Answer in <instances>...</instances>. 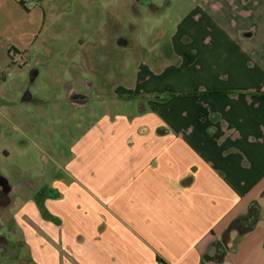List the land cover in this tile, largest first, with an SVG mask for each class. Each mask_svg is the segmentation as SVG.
Masks as SVG:
<instances>
[{
	"label": "crops",
	"instance_id": "obj_1",
	"mask_svg": "<svg viewBox=\"0 0 264 264\" xmlns=\"http://www.w3.org/2000/svg\"><path fill=\"white\" fill-rule=\"evenodd\" d=\"M169 51L138 79L170 94L148 102L146 160L116 191L73 178L0 213V264H264V0H199ZM252 204L253 227L230 230Z\"/></svg>",
	"mask_w": 264,
	"mask_h": 264
},
{
	"label": "rangeland",
	"instance_id": "obj_2",
	"mask_svg": "<svg viewBox=\"0 0 264 264\" xmlns=\"http://www.w3.org/2000/svg\"><path fill=\"white\" fill-rule=\"evenodd\" d=\"M19 1L0 0V175L13 187L8 216L24 197L50 193L54 182L114 177L109 189L116 191L115 179L146 160L154 129L142 127L154 122L148 102L158 88L149 86L152 78L139 88L138 79L145 63L166 65L175 22L199 0ZM116 33L136 46L117 45ZM18 54L22 66L13 63ZM167 77L157 85L168 87ZM72 89L86 102L71 101Z\"/></svg>",
	"mask_w": 264,
	"mask_h": 264
},
{
	"label": "trees",
	"instance_id": "obj_3",
	"mask_svg": "<svg viewBox=\"0 0 264 264\" xmlns=\"http://www.w3.org/2000/svg\"><path fill=\"white\" fill-rule=\"evenodd\" d=\"M21 4H23V1H19ZM189 59L186 60L185 64L189 63ZM159 94V95H158ZM170 94L169 93H158L157 92V96L156 98L158 99H166ZM1 192V191H0ZM10 198L8 197V194H6V196H2L0 193V213H2V215L4 217H6V219L9 217L8 214L6 213L5 208L7 207V205L10 204ZM258 218V209L256 207L255 204H252L247 213L244 215H240L237 216L236 218H234L230 224H229V229L230 230H237L239 231V233H244L245 231L250 230L253 225L255 224L256 220ZM7 240L5 239V237L0 234V245H7ZM219 257V256H218ZM156 264H166V262H164L163 259L158 258L157 259V263Z\"/></svg>",
	"mask_w": 264,
	"mask_h": 264
},
{
	"label": "flooded vegetation",
	"instance_id": "obj_4",
	"mask_svg": "<svg viewBox=\"0 0 264 264\" xmlns=\"http://www.w3.org/2000/svg\"><path fill=\"white\" fill-rule=\"evenodd\" d=\"M132 40L128 39L126 36H124V35H122L120 33H116V34L113 35V41L117 45H122V44H120V42L121 41H125V44L122 45V46H125V47H127V46H134V45L136 46V43H134V42L131 43ZM31 73H32V76H35L36 70L35 69H32ZM26 95L29 96V93L27 92ZM68 98L70 100L74 101V102H77L79 104H83L87 100V95L86 94H82V93L78 92L77 90L72 89L68 93ZM0 177H1V175H0ZM1 181H2V179H0V191H1L0 193H1L2 196H6V194H8V193L4 190L3 187H1Z\"/></svg>",
	"mask_w": 264,
	"mask_h": 264
},
{
	"label": "water",
	"instance_id": "obj_5",
	"mask_svg": "<svg viewBox=\"0 0 264 264\" xmlns=\"http://www.w3.org/2000/svg\"><path fill=\"white\" fill-rule=\"evenodd\" d=\"M120 44L124 45L125 41H121ZM0 179H2L1 187H3L7 193H11L13 191V187L9 184L8 178H6L4 175H1Z\"/></svg>",
	"mask_w": 264,
	"mask_h": 264
},
{
	"label": "built area",
	"instance_id": "obj_6",
	"mask_svg": "<svg viewBox=\"0 0 264 264\" xmlns=\"http://www.w3.org/2000/svg\"><path fill=\"white\" fill-rule=\"evenodd\" d=\"M12 60H13V63L17 66H22L26 63V58L23 54H18L16 58Z\"/></svg>",
	"mask_w": 264,
	"mask_h": 264
}]
</instances>
